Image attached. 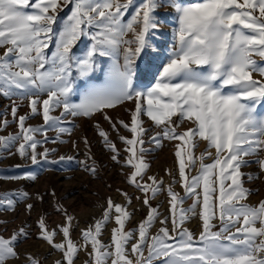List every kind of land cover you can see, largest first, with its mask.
I'll use <instances>...</instances> for the list:
<instances>
[{
    "label": "snow or ice",
    "instance_id": "6c2138e0",
    "mask_svg": "<svg viewBox=\"0 0 264 264\" xmlns=\"http://www.w3.org/2000/svg\"><path fill=\"white\" fill-rule=\"evenodd\" d=\"M66 9L68 14L62 18L60 13ZM166 23L172 43L165 54L158 37ZM84 40L88 44L77 54L76 47ZM0 49V96L27 99L29 109L18 115L19 105L12 101V121L0 119V132L10 122L17 123L18 131L0 135V150L19 141L16 153L10 155L18 154L33 165L41 160L58 163L48 161L54 149L37 151L48 142L47 131L58 133L55 143L60 135L72 134V128L61 126L65 118L91 119L100 114L125 145L122 167L130 169L126 183L144 194L143 204L149 209L137 233L125 231L131 213L108 197L102 217L81 230L83 244L78 246L72 239L74 217L62 205L54 207L64 223L49 229L46 216H41L36 238L62 253L56 264H74L81 248L90 257L87 264L109 260L111 264H264V200L256 206L243 203L250 194L243 177H259L242 172L255 163L264 173V158L247 159L264 152V115L257 112L264 103V79L253 78L254 72L264 78V0H0ZM98 75L102 82H93ZM80 82L85 88L79 102H72ZM126 102L134 103V109L127 110L130 121H113L106 110ZM56 110L59 115L52 114ZM37 115L43 126H26L27 119ZM145 116L157 129L149 137L156 148H162L164 141H177L174 155L184 193L181 196L171 185L167 187L170 216L160 220L161 226L151 236L149 230L159 213L150 198L163 190L164 183L153 176L148 177L151 183H141L149 168ZM185 122L191 126L178 130ZM95 128L110 159L120 163L121 152L109 133L99 124ZM121 128L130 138L121 134ZM36 134L43 140H37ZM197 138L206 142L199 156L194 153ZM84 143L88 145L86 137ZM86 156L79 163L95 176V163L87 162L93 157ZM209 157L212 162L204 163ZM65 159L74 157L59 158ZM197 162V174L190 176ZM6 178L38 179L32 172ZM116 191L131 203L127 192ZM19 195L25 201L31 198L27 192ZM186 198L193 200L188 209L180 207ZM35 199L44 197L37 192ZM5 204V211H14L12 199L0 198V206ZM33 207L25 203L29 214ZM197 207L199 237L183 227ZM216 219L219 230H214ZM110 221L115 227L111 243L105 245L99 237ZM57 235L62 237L60 242ZM29 236L23 227L10 238L0 236V264L20 259L15 246ZM25 261L39 264L31 255Z\"/></svg>",
    "mask_w": 264,
    "mask_h": 264
},
{
    "label": "rangeland",
    "instance_id": "374dc122",
    "mask_svg": "<svg viewBox=\"0 0 264 264\" xmlns=\"http://www.w3.org/2000/svg\"><path fill=\"white\" fill-rule=\"evenodd\" d=\"M139 2V0H138ZM69 9L60 13L63 18L68 14ZM131 12V10H130ZM164 12L163 9L160 10ZM172 43L171 28L169 24L162 26V31L158 37V44L161 50L166 54V50ZM88 44L87 40H84L76 47L77 54L81 53ZM3 53V49H0V54ZM260 62L259 57H254ZM264 63V62H261ZM254 79H264L259 76L258 73H253ZM102 75H98L93 78V82H102ZM154 82V81H153ZM85 88L84 82H80L77 94L73 95L72 102H79L80 92ZM46 98V97H45ZM15 100L19 105L18 115H25L29 113L27 107V99L21 100L19 97H13L12 100L0 96V113H4L5 116H0V119L7 118L12 121L11 117V105ZM128 109H134V103L126 102L123 106H118L115 109H108L107 114L113 121L124 120L130 121V112ZM60 110L53 112V115H59ZM258 114L264 115V103L257 106ZM173 117V120H176ZM144 126L148 129V134L145 136L144 148L145 159L149 164V168L141 181V183H151L148 180L149 176H153L157 181H163V190L156 195L155 198H150V203L153 208H156L159 213V218L154 222L152 228L149 230V236L154 235L159 229L160 220L166 216H170L168 211L169 203L166 189L169 185L173 187V190L184 195L183 189L179 183V170L178 163L174 155V145L177 141H164L162 148H156L154 144L149 142V137L154 135L157 131L152 122L145 116L143 117ZM99 124L102 129L109 133L111 140L116 144V147L120 150V163H115L110 159V153H108L104 146L102 139L98 136L95 125ZM26 126L39 127L43 126L42 117L37 115L30 117L26 121ZM61 126L72 128V134H62L56 140L58 133L54 129L47 131L48 142L38 147L37 151L42 152L44 148L54 149L50 151L48 155V161H59L58 163H45L43 160L38 165L31 164L30 160H22L18 154L10 155L9 153H16V144L12 145L7 150H0V198L5 201L12 199L15 202L14 211L7 210L6 204L0 206V236L4 238H10L13 232H18L20 228H24L30 233L28 239L16 244L15 251L20 254V259L9 261L8 264H26L25 257L31 255L39 264H56L57 261L62 259V253L52 249L46 242L37 239L38 232V219L41 216H46L49 229L55 228L57 225L64 223V217L57 215L54 211V207L63 206L68 210V213L74 217L73 224L75 225V231L72 233V239L78 246L83 244V241L79 239L80 232L86 227V225L93 224L95 220L100 219L103 215V210L106 206V199L111 197L115 203H120L126 207L127 211L131 213L130 219L125 224V231L137 233L138 224L144 220L149 211L148 207L143 204L144 194L126 183V174H130L128 167H122L123 160L127 156L124 152L125 145L119 141L117 134L112 130L110 123L104 119L100 114L95 115L91 119L67 117L62 122ZM191 126L188 122H185L180 129ZM18 131L16 122H10L7 128L0 132V135H7L9 133L15 134ZM121 134L130 138V133L121 128ZM87 138L88 145L84 143V138ZM43 135L36 134L37 140H43ZM75 142L76 147H73ZM206 150V142L200 141L197 138V147L194 149L196 156H199ZM213 155L215 150H210ZM91 155L93 160H87L92 165L95 163L97 174L92 176L83 171L80 161H85L87 156ZM74 157L73 160L60 161L59 158ZM258 158H264V152H260L258 156L248 157L247 159L256 160ZM212 158H206L204 163H211ZM199 167V162L193 167L188 174L196 175ZM28 172L35 173L38 177L36 181L29 180H11L6 177L11 176H23ZM242 172L251 173L254 177L259 178L249 180L247 175L243 177L244 187L250 190V194L247 199L243 201L250 206H256L262 200H264V173H261L258 166L255 163L250 164L247 167L242 168ZM171 173V175H170ZM175 181V182H174ZM122 189L127 192L131 197V203L128 204L124 197L117 193L116 189ZM21 192H27L31 197L25 201L24 197L19 195ZM39 192L43 195V201L35 199V194ZM52 193H55L53 196ZM139 197V199H137ZM202 199V197H201ZM32 203L34 205L31 213L25 211V203ZM193 200L186 198L180 207L188 209L191 207ZM200 208L197 207L195 215L190 214V218L184 223L183 227L191 231L194 236L199 237L201 231V221L199 219ZM216 226L214 230H219L220 221L216 219L213 221ZM115 227L114 221L107 223L106 227L102 231V235L99 237L102 243L109 245L111 243V229ZM171 229V221L167 225ZM259 227V223L256 224ZM234 231V229H233ZM57 242H60L62 237L57 235L55 238ZM133 243L135 240L132 241ZM259 240H257V243ZM130 250L131 244L128 245ZM88 251H91L90 247ZM145 249V254H146ZM90 259L88 252L81 250L77 253L74 260V264H87ZM108 264H111L110 260Z\"/></svg>",
    "mask_w": 264,
    "mask_h": 264
}]
</instances>
